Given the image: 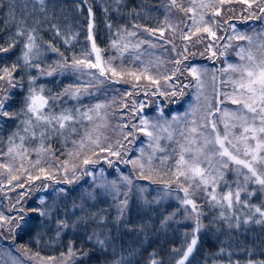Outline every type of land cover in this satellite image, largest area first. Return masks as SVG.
Returning <instances> with one entry per match:
<instances>
[{
	"label": "snow or ice",
	"instance_id": "1",
	"mask_svg": "<svg viewBox=\"0 0 264 264\" xmlns=\"http://www.w3.org/2000/svg\"><path fill=\"white\" fill-rule=\"evenodd\" d=\"M238 2L245 5L243 11L248 12V15L243 17V19H258L264 21V0H238ZM41 3H43V0H41ZM231 3H233V0H199V2H197V0H192V3L185 7L182 4H178L177 0H170V6L172 8H177L184 13L193 14V25L189 28V32L192 35L196 33H207L208 37H215L216 39H222V37H218L216 31L212 27V25L218 23L215 17L221 14V7L223 5ZM5 7L8 9L6 12V17L8 19H6L5 23L15 21L16 28L14 34L8 36L6 41L7 46L0 45V53H7L16 45L18 38H24L21 54L18 57V60L22 61V63L13 61L10 65L5 63L3 66H0V93L3 94L0 95V117L15 118L18 120L16 129L8 136L7 151L2 153L4 156L11 157V159L0 162V170L7 173L8 184L17 181L15 187L23 188L24 183H30L35 180H40L41 178H43L44 181L72 184L79 178V173L80 175L93 177V183L99 182V187L105 189L109 193H116L118 196L120 189L117 187V181H108L104 176L105 170L103 168H100L97 173L94 170H89L90 166L94 168V166L103 159L109 167H112L113 161L110 157L120 158L122 151L124 155H127L128 149L125 147L123 140H128L129 143H132V141L135 140V134L140 132L148 138V147L152 149V152L146 154L144 148L141 147L137 150L140 153L139 156L134 159H124L123 163L131 164L134 172L138 170V178L150 180L153 183H162L165 189H168L171 184H176L178 190L184 193L182 198L177 197L180 204L184 207V215L186 218L194 221L191 240L183 250L182 256L176 260V264H185V261L197 244V236L195 233L199 232L203 227L200 220L202 213L198 208L196 200L193 198L198 191H203L205 193L210 206L222 209L219 215L221 218H225L226 221L228 217H226L223 209L226 208L228 213L231 214L236 205L243 204L245 208H249L252 211L253 215H259L260 219H257L255 221L256 223H264V207L257 204H250L248 199L241 200V193H246L248 197L254 194L255 190L248 191L249 183L258 185L260 192L264 193V26H262L260 32H254L253 35H249L238 32L235 24L228 23V21L234 17L229 16L227 19L223 20V23L232 29V35L228 37L229 41L233 39L245 40L249 45L247 49L241 47L236 53L241 63H226V67L221 70L228 73V82L233 85V93L226 94V98L230 99L232 104L240 106L236 111L230 113L227 111L225 112L229 120L234 121V123L225 122L224 133L220 134L216 129L215 123L209 119L208 123L211 125L212 133L215 134L213 139L210 135L199 131L196 127V121L193 119L191 122L193 126L188 129L189 136L185 137L186 143H179L178 145L179 152L175 160V168L162 173L153 167L152 162L156 151H164V149L160 147L159 141L161 137L156 134L157 130L168 133L167 138L172 139V132L169 131L167 127H164L163 124L145 115H139V126L136 123H131L129 129L126 123L117 125L119 132L117 138L113 142L110 137L104 135L101 131L108 126L106 113L105 115H101L100 111L102 108L107 107L104 103H96L83 112L76 109L75 115L71 110L67 109L56 113L48 108L49 97L43 94L45 86L40 84L37 87L36 82L38 76H51L57 71L63 73L64 70H71L73 72L92 76L97 84L104 83L99 77L114 79L116 83L121 82L124 77H128L129 80L124 82L140 81L143 79L147 80L150 84L158 85L161 78L168 81L171 77H174L176 73L181 71L179 67L181 60L178 58L174 61L177 67L171 70V76H153L149 73L147 65H145L139 73L132 70L124 71L118 69L111 63L113 57H109L108 60L102 58L101 49L97 47L93 40V10L92 7L89 6L87 9V39L92 41L91 53L85 51L81 53L80 56L73 54L69 62L63 52H60L57 47L49 44L48 47L51 51L58 53L63 59L56 60L54 61V66L50 64L45 68L37 62L42 55V50L36 42L35 28L29 27L23 18H16L13 5L8 4ZM253 7H255L257 11H252ZM198 9L210 10L213 18L210 21H206L204 19V12L202 11L198 14L197 18ZM165 22L167 23V17H165ZM52 27L56 29V34L59 36L60 31L57 26L52 25ZM109 27H111L110 24ZM134 27H138V25ZM168 27L171 29L172 25L169 23ZM145 31L149 33L159 31L161 36L164 34V28H146ZM127 36H135V32L127 31ZM253 36L256 37V40L253 39ZM189 38L188 34L182 33L181 39L187 41ZM121 39H124L123 35H121ZM68 42L66 38L65 43ZM144 42L145 41H140L136 44L125 42L119 50L123 53L130 48H138L139 44ZM112 44L113 46H117L118 42L113 40ZM151 46L154 47L155 45ZM212 47V45H208L206 51L211 52L212 55H216L215 52H212ZM224 47H229V44L226 43ZM173 51H175V46L173 47ZM185 51H187V46H185ZM93 53L95 54L94 61L89 59V56ZM220 55H223V52H221ZM186 58L187 57H185V59ZM18 69H20L21 72L19 76H16L14 73H16ZM32 69L36 70V75L32 74ZM91 69H95L99 76L91 71L85 72V70ZM184 70L196 81L197 92L194 93V98L199 101L202 94L200 89L203 88L200 77L201 70L196 66L185 67ZM233 73L236 74L235 77L232 76ZM25 78L27 80V91L23 97V107L19 112L6 110L5 102L12 98V90L20 88L22 92L24 91ZM81 87L80 85L69 84L57 95H69L72 98H76L78 94H81ZM83 87L86 90L87 86ZM132 87L136 88L137 84L133 83ZM156 91L163 96L183 95L182 90L179 93L176 91L168 93L161 92L159 87H157ZM123 95L129 96L131 93H124ZM55 98V96L52 97V99ZM219 103L220 101L217 100V104ZM120 106L125 108L128 107L124 101H121ZM194 107L195 106H190L189 111H193ZM143 108L144 105L141 103L139 105V111L142 112ZM206 108V116L211 117V103H208ZM46 109L48 110L46 111ZM131 111L133 113L137 112V104L134 100L132 101ZM157 111L162 119L164 113L159 109H157ZM185 115H187V113H185ZM80 119L88 121L90 126L78 140L71 139L72 134L77 132V129L72 126L71 122L79 123ZM172 119L177 120L178 117L173 116ZM20 125H23L22 130ZM201 127H203V125H201ZM237 127L241 129L238 135L232 131V129ZM21 132L24 134H21ZM193 133H198V135L193 136ZM52 134H58L62 140L71 139L73 147L66 151L67 158L59 160L52 155L51 145L45 146V138L50 139ZM181 135H183V133H181ZM37 136L40 138V144L33 149V151L36 152V159L31 161L28 160L29 149L24 146V141L29 138L35 140ZM129 137H132V140H129ZM16 138L19 139L20 143L16 142ZM105 153L107 155H101ZM17 159L21 161L19 168L15 167ZM166 159L167 157H161L162 162ZM26 160L31 165L32 169H34V172L29 171L25 166L24 161ZM51 160H55V165L50 162ZM230 163L236 166L232 169L237 177L236 188L234 191L229 188L228 191L218 194L217 186L223 179L225 174L224 170L229 168ZM117 172H119V169H117ZM169 172L170 176L168 179H156L157 176H168ZM58 173H63V175L58 177ZM21 175L26 177L23 183L20 182ZM241 176L243 177L242 182L239 179ZM120 180L125 185H132V180L128 176L121 175ZM2 184L3 181H0V186H2ZM41 186L46 188L48 184L43 183ZM209 188L211 191H209ZM141 191H143V189H141ZM127 194V192L124 193L125 197H127ZM164 194L168 195L169 193L166 191ZM24 195L25 193H20L21 197ZM92 198L95 199V196H92ZM41 202H43V197H41ZM126 204L127 199L120 201V205L123 206ZM188 206L191 207V213L188 211ZM73 207H76V205L73 204ZM20 211H23V209H20ZM32 211H40L41 216L45 215L44 210L32 209ZM120 211L123 212V207L120 208ZM172 215H174V213L170 214L169 217H165V220L170 219ZM252 218L251 215H246L244 223L247 224ZM77 219L79 220L81 217H77ZM13 220L16 221L15 224L12 223ZM23 220L24 217L22 216L13 218L0 213V226L7 224V230L10 232H14L16 228L24 226L20 223ZM239 220V216H236V227H239ZM162 223H164V221H162ZM57 225L58 229L56 235L59 236V229L68 227V224L64 220H57ZM74 226L75 222L73 224V227ZM231 226L232 225L229 223V227ZM91 238L92 237L89 236L90 240ZM96 243L101 247L105 245V241L100 239L99 236H97ZM72 245L73 242L69 240L66 256L65 253L61 252V256L64 257L61 264H69V261H72V258L77 255ZM173 251H177V249H173ZM225 251L226 249L221 247L219 249L221 258L213 259L212 264H264V260H253L251 258L243 261L240 259L233 260L231 251H228L227 258L224 259L222 254L225 253ZM82 254L86 255V253ZM34 255L39 256V253H35ZM39 260L41 262L47 261L48 264H52L55 258L51 256H40ZM72 264H75V262L72 261ZM115 264H120V262L117 261ZM151 264H157V261L152 260Z\"/></svg>",
	"mask_w": 264,
	"mask_h": 264
},
{
	"label": "trees",
	"instance_id": "2",
	"mask_svg": "<svg viewBox=\"0 0 264 264\" xmlns=\"http://www.w3.org/2000/svg\"><path fill=\"white\" fill-rule=\"evenodd\" d=\"M177 3L185 7L189 6L188 0H177ZM8 4L13 5L17 19L23 18L29 27L35 28L36 42L42 50V55L37 62L45 68L50 64L54 66V61L63 59L58 53L51 51L49 44L63 52L69 62L73 54L80 56L85 51L91 53L92 41L87 39V9L89 6L93 10V40L101 49L102 58L107 60L113 57L114 62H117L121 54L119 49L125 42L135 44L145 39L152 43L165 44V37L170 32L165 22V17H167V22L171 17L165 13L169 8L175 9L180 15H185L179 9L172 8L170 0H86V2L85 0H43V3L41 0H0V45L3 46H7V38L14 34L16 28L15 21L5 23L8 19L6 17L8 9L5 6ZM253 9L257 11L255 7ZM243 17L245 14L239 15V21L233 20V22L242 27L250 20H245ZM52 25H56L59 29V36ZM135 25L138 27H134ZM146 28H164V34L161 36L159 31L149 33L145 31ZM127 31L135 32V36H127ZM121 35L124 36L123 40ZM66 38L68 43H65ZM171 38L173 37H169ZM23 40L24 38H18L13 48L7 53H0V66L5 63L10 65L13 61L22 63L18 57L21 54ZM113 40L118 42L117 46H113ZM126 52L129 54L132 50L129 49ZM89 59L94 61L95 54H91ZM87 71H93L99 75L95 69L85 70ZM20 72L21 70L18 69L14 75L19 76ZM31 72L36 75L35 69ZM86 76L89 75L64 70L63 73L54 72L51 76H38L36 83L37 87L40 84L45 86L43 94L49 97L48 107L57 112L70 108L71 96L57 95L66 85L87 86L89 89L93 87V83H89ZM26 91L27 80L25 78L24 91L22 92L20 88L13 89L12 98L5 102V109L19 112L23 107V97ZM0 95L3 94L0 93ZM54 96L56 98L52 99ZM125 103L131 107L129 102ZM17 123L18 120L15 118L0 117V155L8 147V136L13 132ZM45 142L46 146L51 145V153L56 158L59 157L57 150L65 149L67 146L64 143L54 144L48 138ZM1 160L0 156V162L3 161ZM116 164L120 165L118 162ZM96 166H100L108 176H111L110 170L113 169H109L105 163L97 164L94 168ZM90 168L93 169L91 166ZM158 170L162 173L169 171L162 167ZM0 173H2L0 181H3L5 188H15L7 196V191H2L3 184L0 186L2 203L0 213L13 218L24 217V220L20 222L24 226L16 228L14 232L7 230V224L0 226V248L3 245L5 251L29 259L31 263L40 261V256H51L55 260L64 259L61 252L67 255L69 240H71L77 252V255L72 258L75 264H115L117 261L120 264H151L152 260L157 261V264H176V260L182 256L183 250L193 235L194 221L184 215V207L177 199V197L182 198L184 193L178 190L176 184H171L168 189H165L162 183L152 185L148 180L142 182L137 190L126 188L118 196L110 194L107 197L94 191L86 197L80 209H77L72 206L74 195L81 192L83 188H90L87 175L78 173L79 178L76 182L74 181L75 184L70 185L44 181L41 178L24 183L23 188H20L15 187L17 181H13L11 186L7 187L9 185L5 181L7 177L3 170H0ZM57 175L62 176V173ZM169 176L170 172L168 176H158V180H166ZM25 178L21 175L20 182L23 183ZM131 178L134 180L133 176ZM43 183L48 184L47 190L55 186L64 188L69 204L66 197L61 196L59 201L54 203V197L47 194L41 203L39 189L45 188L41 186ZM256 186L250 184L249 188L252 190ZM166 191L168 195L164 194ZM22 192L25 193L23 197L20 196ZM125 192L128 193L127 197L124 195ZM4 196L6 199L2 198ZM92 196H95V199ZM193 198L202 213L200 220L203 227L196 233L197 244L185 264H212L213 259L221 258L219 254L221 247L226 249L222 254L224 259L227 258L228 251H231L233 260L243 261L249 258L264 260V223L255 222L260 219L258 214L253 215L251 210H245L242 207L233 208L230 214L225 208L223 211L228 217L226 221L219 215L222 209L210 206L203 191H198ZM125 199H127V204L120 205V201ZM259 199L261 196L255 194L249 197L248 201L250 204L264 207V203H260ZM121 207H123V212L120 211ZM32 209L44 210L45 215L41 216L40 211H32ZM188 211L191 213L190 206H188ZM173 213L170 219L165 220V217ZM246 215L253 217L247 224L244 223ZM236 216L240 218L239 227H236ZM77 217L81 219L78 220ZM57 220H64L68 224V227L59 229V236L56 235ZM12 223L15 224L16 221L13 220ZM89 236L92 237L91 240ZM97 236L105 241L103 247L96 243ZM35 253H39V256H35ZM72 261H69V264H72Z\"/></svg>",
	"mask_w": 264,
	"mask_h": 264
},
{
	"label": "rangeland",
	"instance_id": "3",
	"mask_svg": "<svg viewBox=\"0 0 264 264\" xmlns=\"http://www.w3.org/2000/svg\"><path fill=\"white\" fill-rule=\"evenodd\" d=\"M197 2H199V0H197ZM188 3L190 5L192 3V0H188ZM244 8L245 5L240 4L238 0H233V3L225 4L221 7V14L215 17L218 23L212 25V27L216 31L217 36L222 37V39H216L215 37L210 38L207 36V33H196L195 35H192L189 32V28H191L193 25V14L185 13V15H180V13L175 9L169 8L165 13L171 15V17L168 16L169 20L166 27H168V24L170 23L172 25V28L170 29L169 35L165 37L167 39H165V44L154 42L153 44L152 42L149 43V41L145 39L139 40L138 42H145L140 43L138 48H130V50H132V53L127 54V52L124 51L123 53L119 54L120 56H118L117 62H114V60L112 59L111 63L118 69H122L124 71L132 70L138 73L142 71L145 65H147L149 68V73L151 75L162 77L164 75L171 76V70L177 67L174 61L179 58L181 60V64L179 65L181 71L176 73V75L174 77H171V79L168 81H165L161 78L158 85L150 84L147 80L143 79H141L140 81L124 82L126 80H129L128 77H124L119 83H116L114 79H105L104 77H99V79L103 80L104 83L97 84L96 80L93 79L92 76H86V80L90 81L89 83H93V87L90 89L87 87L86 90L84 87H82L81 94H78L76 98L71 97V105L67 110H71V112L75 115L76 109H79L81 112H83L87 108H91L96 103H104L107 107L102 108L100 111L101 115H105L106 113L108 126L101 131L104 133V135L110 137L113 142L117 138V134L119 132V129L117 128L118 124L126 123V121L128 120L130 121V124L136 123L139 126V115H145L150 119L157 120L160 124H163L164 127H167L169 131L172 132V139L167 138L168 133L157 130L156 134L160 135L161 137L159 144L160 147L164 149V151H156L155 155L153 156V167L158 169L163 165L162 169L169 170L171 169V167L172 169L175 168V160L177 159V154L179 152L178 145L179 143H186L185 137L189 136L188 129L193 126L191 123L193 119H195L196 121V127L198 128V130L204 132L207 135H210L213 139L215 134L212 133L211 125L208 123L209 119H211V121L215 123L216 129L220 134L224 133L225 122L234 123V121L229 120V117L225 115V112L227 111L230 113L236 111L240 106L232 104L231 100L226 98V94L233 93V85L228 82V73H225L221 70L226 67V63H241L236 53L241 47L247 49L249 45L245 40L233 39L229 41L228 37L232 35V29L229 28L228 25L224 24L223 20L227 19L229 16L234 17L233 19L229 20L228 23L235 24L236 30L238 32H243L249 35H253L254 32H260L262 26H264V21L258 19H250L248 20V23L243 24L242 27L233 22V20L239 21V15L241 14H245V16L248 15V12L243 11ZM201 11L204 12V19L206 21H210L213 18L211 11L206 9H198L197 18L198 14ZM252 11L255 10L252 9ZM176 16L179 17L177 18ZM180 23L181 25L179 26ZM182 33L188 34L190 37L189 40L185 41L181 39ZM169 37L173 38L169 39ZM253 39L256 40V37L253 36ZM226 43L229 44V47L227 48L224 47ZM151 45L155 46L153 47ZM208 45L213 46L212 52H215L216 55H212L211 52L206 51ZM174 46L175 51H173ZM185 46H187V51H185ZM221 52H223V55H220ZM185 57L187 58L185 59ZM192 66H196L201 70L200 77L203 83V88L200 89V92L202 94L199 101L194 98V93L197 92L196 81L187 71L184 70L185 67ZM232 76L235 77L236 74L233 73ZM133 83L137 84L136 88L132 87ZM157 87H159L161 92L168 93H171L173 91L179 93L182 90L183 95L178 94L176 96H163L156 91ZM124 93H131V95L125 96L123 95ZM82 99L86 100L84 102H81ZM133 100L136 101L137 112L133 113L130 108L125 121L123 115V109L125 107L120 106L121 101H124V103L129 102L132 105ZM217 100L220 101L219 104H217ZM141 103H143L144 105L142 112L139 111V105ZM208 103H211L212 105L211 117L206 116V105ZM190 106H195L193 111H189ZM146 109L149 111H146ZM157 109L164 113L162 119L160 118ZM47 110L48 109H46V111ZM64 110H58L56 113ZM185 113H187V115H185ZM173 116H177L178 119L173 120ZM71 123L72 126L77 129V132L72 134L71 139L77 140L90 126L89 122L83 119H80L79 123ZM201 125H203V127H201ZM16 127L17 125H15L14 130L16 129ZM20 128L22 130L23 125H20ZM232 131L238 135L241 129L237 127L232 129ZM181 133H183V135H181ZM21 134L24 133L21 132ZM192 135L196 136L198 135V133H193ZM71 139L62 140L58 134L51 135L50 142H54V144L57 145H60L61 143L67 145L65 147L66 150H57L59 160L67 158L66 151L73 147ZM129 140H132V137H129ZM45 141L46 138L44 140V144H46ZM16 142L20 143L18 138H16ZM123 143L128 149L127 155H124L122 151V155L120 158L110 157V159H112L113 163L115 164H113L112 167H109V169H113L110 170L111 176L106 177L108 181H117V187L120 189L119 193L125 191L126 188H133L137 190L141 186L142 182L148 181L138 178V170L134 172L132 165L123 163V160L134 159L139 156L140 153L137 150L141 147L144 148L146 154L152 152V149L148 147V138L140 132H137L135 134V140H133L132 143H129L128 140H123ZM39 144V136H37L35 140L29 138L24 141V146L29 149L28 160L34 161L36 159V152L33 151V149L38 147ZM67 147L69 148L67 149ZM6 151L7 147L5 152ZM101 155L107 154L105 153ZM0 156L3 160H1L2 162L11 159V157L4 156L2 153ZM161 157H167V159L162 162ZM50 162L53 165H55L56 163L55 160H51ZM116 162H118L120 165L118 166ZM20 163L21 161L17 159L15 162V167L19 168ZM100 163L104 164L105 162L103 159H101L98 164ZM24 164L29 171L34 172V169H32L27 160L24 161ZM105 165H107V167L109 166L107 163H105ZM233 167L236 166L230 163L229 168L224 170V177L217 186L218 194H222L223 192L228 191L229 188H231L233 191L235 190L237 177L236 174L232 171ZM100 168V166H96L95 168H90L89 170H94L98 173ZM117 169H119V172H117ZM4 174L8 179L7 173ZM121 175L128 176L132 180V185H125L120 180ZM132 176L134 180L131 178ZM87 179L88 181H90L91 189L89 187L85 189L83 188L81 192H77L74 195L73 204L76 205V207L74 208L80 209V206L86 200V197H89L91 195V192L94 193V191L106 197L110 194L116 195V193H109L105 189L99 187V182L93 183V177L87 176ZM156 179L158 180V176L156 177ZM239 179L241 180V182L243 181L242 176ZM5 181L7 182V180ZM76 181L77 180H75V182ZM150 183L152 185L156 184L152 181H150ZM250 184L251 183H249V185ZM249 185L248 191L255 190L252 196H254L255 194L260 195L261 199H259V202L264 203V193L260 192L259 186L257 185L255 189L253 188L251 190V188H249ZM10 186L11 184L7 185V187ZM1 188H3V192L7 191L8 196L12 193L14 187L5 188V185L3 184ZM209 191H211L210 188ZM45 194L51 195L52 198L54 197V203L57 200L59 201L60 196L66 197L69 204L68 195L64 194V190H60L55 187H49V190H47V187L43 190L39 189L40 202L41 197H43V201L45 200L44 196H47ZM2 198L6 199V196ZM248 198L249 197L246 196V193H241L242 201ZM1 206L2 203L0 201V211ZM238 207L245 208L243 204L236 205L234 208L237 209ZM245 210L250 209L245 208ZM3 247L4 246L2 245V249L0 248V264H48L47 261H36V263H31L29 259H25L21 256L19 257L17 255L11 254L8 251H5ZM63 260L64 259L54 260L52 264H61Z\"/></svg>",
	"mask_w": 264,
	"mask_h": 264
}]
</instances>
